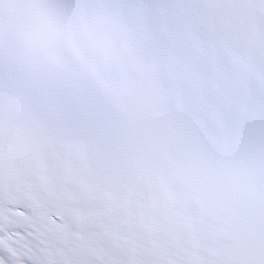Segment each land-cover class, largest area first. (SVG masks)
I'll use <instances>...</instances> for the list:
<instances>
[{"label":"snow or ice","instance_id":"6c2138e0","mask_svg":"<svg viewBox=\"0 0 264 264\" xmlns=\"http://www.w3.org/2000/svg\"><path fill=\"white\" fill-rule=\"evenodd\" d=\"M0 264H264V0H0Z\"/></svg>","mask_w":264,"mask_h":264}]
</instances>
